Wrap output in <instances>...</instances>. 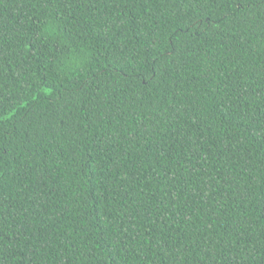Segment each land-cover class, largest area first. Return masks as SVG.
<instances>
[{
	"label": "trees",
	"instance_id": "1",
	"mask_svg": "<svg viewBox=\"0 0 264 264\" xmlns=\"http://www.w3.org/2000/svg\"><path fill=\"white\" fill-rule=\"evenodd\" d=\"M0 264H264V0H0Z\"/></svg>",
	"mask_w": 264,
	"mask_h": 264
}]
</instances>
